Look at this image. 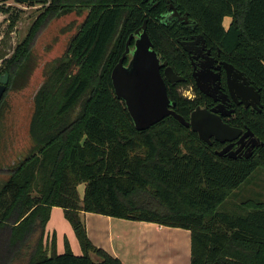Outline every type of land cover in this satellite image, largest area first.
<instances>
[{"label":"trees","instance_id":"trees-1","mask_svg":"<svg viewBox=\"0 0 264 264\" xmlns=\"http://www.w3.org/2000/svg\"><path fill=\"white\" fill-rule=\"evenodd\" d=\"M171 4L190 24L168 18ZM28 5L43 11L10 57L9 49H0V76L10 75L7 89L27 84L32 48L51 20L73 12L86 17L65 59L53 65L35 95L32 151L7 167L0 160V264H130L93 243L83 212L190 230L191 264H264V201L227 207L234 191L264 169V144L250 158L220 156L222 143L213 139L209 145L172 115L138 130L112 80L130 35L147 21L154 49L185 77L167 85L174 110L189 120L197 106L210 108L211 99L197 87L181 41L202 34L260 91L261 111L242 109L238 124L229 123L250 128L264 143V0H30ZM0 12L13 32L21 11L0 1ZM191 86L192 99L183 92ZM53 207L63 209L83 254H75L67 239L58 253L56 232L47 234Z\"/></svg>","mask_w":264,"mask_h":264},{"label":"water","instance_id":"water-1","mask_svg":"<svg viewBox=\"0 0 264 264\" xmlns=\"http://www.w3.org/2000/svg\"><path fill=\"white\" fill-rule=\"evenodd\" d=\"M0 1L6 2L8 0ZM16 1L25 4L30 2V0ZM170 9L174 10L173 15H180L173 4L170 5ZM199 37L202 38V36ZM132 39L135 40L134 46L131 45ZM190 44L192 43L182 42L188 52H191ZM128 56L130 59L126 64L125 60ZM224 66L228 71L230 92L234 95V87L237 86L236 80L230 79L233 73L242 80L238 88L240 103L244 104L246 108L252 106L261 111L260 91L250 83L244 72L236 70L229 63H224ZM218 69H221V66H218ZM194 76L197 87L205 95L215 97L214 94L220 91V84L218 83L213 87L204 70L195 72ZM184 79L185 77L179 75L167 60H162L159 53L154 49V44L148 34L147 21L140 29L130 35L126 50L112 71L115 93L119 99L125 102L138 130H146L172 115L186 127H191L209 145H212L213 139L223 144L228 142L224 148L216 151L220 156L226 155L234 159L250 158L254 149L264 144L250 128L244 130L225 122L222 117V114L225 113L223 103L212 109L199 105L192 111L189 120L177 113L173 108L175 103L172 102L168 94L167 81L176 83ZM8 84L9 75L5 73L0 76V104ZM234 146L236 147L234 148ZM245 147L246 149L242 152Z\"/></svg>","mask_w":264,"mask_h":264},{"label":"rangeland","instance_id":"rangeland-1","mask_svg":"<svg viewBox=\"0 0 264 264\" xmlns=\"http://www.w3.org/2000/svg\"><path fill=\"white\" fill-rule=\"evenodd\" d=\"M6 3L16 11H21V18L13 32L9 31L8 16L0 12V49H9L7 57H10L16 46L28 35L43 7L29 6L16 0H8ZM85 17L86 13L79 15L73 12L51 20L32 48L34 62L27 84L19 89L14 87L7 89L0 111V160L3 166L20 162L32 151L35 142L29 129L35 109V95L50 74L53 65L65 59L70 41L79 31ZM1 65L3 59H0ZM5 73L8 72L4 71L3 74ZM248 199L264 201V169L262 168L257 169L248 181L234 191L227 201V207L230 208ZM56 224L59 226V222ZM129 238L132 240V237ZM131 240L129 239V242ZM92 256L95 260H99L96 254ZM131 261L135 262V259L132 258Z\"/></svg>","mask_w":264,"mask_h":264},{"label":"crops","instance_id":"crops-1","mask_svg":"<svg viewBox=\"0 0 264 264\" xmlns=\"http://www.w3.org/2000/svg\"><path fill=\"white\" fill-rule=\"evenodd\" d=\"M231 20L225 17L224 25L229 27ZM82 217L93 243L125 263L191 264L190 230L93 212H83ZM53 232H56L58 253L65 251L67 239L75 254H83L76 233L60 207H53L47 226V234L51 236Z\"/></svg>","mask_w":264,"mask_h":264},{"label":"flooded vegetation","instance_id":"flooded-vegetation-1","mask_svg":"<svg viewBox=\"0 0 264 264\" xmlns=\"http://www.w3.org/2000/svg\"><path fill=\"white\" fill-rule=\"evenodd\" d=\"M173 14H174V10L170 9L169 14H168V18L169 19L176 18L177 20H179L182 23H185L187 25L190 24L189 18L187 16H182L180 13H179L180 15H173ZM199 36H202V38H200ZM183 41H187V42L192 43V44H190L191 52H188L184 48V46L182 45ZM183 41H181V45H182L183 49L187 52V54L190 58L191 65H192V75L194 77L195 82H196V79H195L194 73L204 70L206 77L209 80V83L213 87L218 83L221 86L220 91H218L214 94L215 97L207 95V97H209L211 99L209 109H212L213 107H216L219 104L223 103V105H224L223 111H225V113L222 114V117H223L224 121L227 122L228 124H230L229 122H235V124H238V119H239L238 114L242 112V109H248V108H246L244 106V104L240 103V97L238 96V88H239L240 82H242V80H240V77H236L235 75H233V73L231 74L230 79L236 80L237 86L234 87V93H235L234 95L235 96L230 92L229 83H228V79H229L228 71L226 70L224 63H229V64H231V63L226 61L225 59H222V54H221L220 48L213 49L212 47H210L208 45L205 37L202 34H198V33L195 34L194 33V34L190 35L189 38H187L186 40H183ZM134 43H135V41H134ZM134 43H133V45L132 44L131 45L134 46ZM129 59H130V56H128V58L125 60L126 64L128 63ZM218 66H221V69H218ZM235 69L239 70L236 67H235ZM162 71H164V70L162 69ZM175 71L178 73V71L176 69H175ZM168 83H170V82L167 81V84ZM171 84H175V83H171ZM190 89L193 91L192 86L183 88L184 94L188 93ZM249 108L255 109L252 106H250ZM228 112H230V113H228ZM234 127L243 128L245 130V128L241 127V126L240 127L234 126ZM227 144H228V142L224 143L223 148ZM235 147L236 146H234V148ZM245 149H246V147L242 150V152Z\"/></svg>","mask_w":264,"mask_h":264},{"label":"built area","instance_id":"built-area-1","mask_svg":"<svg viewBox=\"0 0 264 264\" xmlns=\"http://www.w3.org/2000/svg\"><path fill=\"white\" fill-rule=\"evenodd\" d=\"M185 96H187L188 98H194L195 94L193 93V91L190 89L188 93H185Z\"/></svg>","mask_w":264,"mask_h":264}]
</instances>
